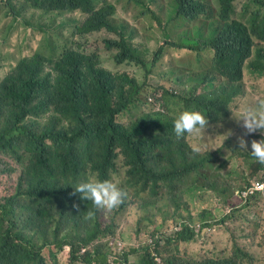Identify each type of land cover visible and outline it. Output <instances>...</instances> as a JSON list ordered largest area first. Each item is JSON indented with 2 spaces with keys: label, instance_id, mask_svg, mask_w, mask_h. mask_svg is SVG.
<instances>
[{
  "label": "trees",
  "instance_id": "1",
  "mask_svg": "<svg viewBox=\"0 0 264 264\" xmlns=\"http://www.w3.org/2000/svg\"><path fill=\"white\" fill-rule=\"evenodd\" d=\"M37 1L50 10L73 7L69 0ZM231 1L219 0L214 10L208 0H181L176 4V16L184 21L197 20L210 13L221 14L224 18L233 13ZM257 2L247 17L249 34L241 51L254 78L264 75V1ZM88 28L109 32L117 39H106L100 48L93 50L83 49L78 44L74 50L66 49L63 52L70 37ZM131 30L128 22L117 19L115 6L107 3L91 11L83 24L74 26L72 34L65 36L57 32L50 43L59 46L60 50L51 46L43 52L36 50L24 57L22 63L26 72L17 79L14 87L0 86V112L4 104L9 108L8 113L0 118V149L20 151L33 159H17L22 165L35 164L30 181L23 178L21 173L15 192L4 197L0 205V264H48L42 256L43 247L49 248L48 255L55 258L65 244L69 245V264L89 262L91 258L88 255L84 257L78 253L81 243L73 240L72 236L58 234L56 229L50 230L47 224L38 227L22 225L15 220L21 216L18 210L23 208L25 200L38 202L37 212L49 218H52V214L48 203H53L69 205L74 221L87 216L97 220V207L92 201L81 199L79 193L74 192V187L92 178L113 180L112 174L118 171V155L123 158L125 183L131 188L132 196L136 198L150 190L154 194L150 197L152 202L164 196L166 189H180L178 184L183 177L200 172L206 164H210L206 156L187 148L182 139H177L172 132L176 105L204 106V97L196 94L195 87L184 94L169 95L164 91L161 97L165 110L141 113L126 124L118 122V116L146 101L143 97L146 85L136 79L135 72H112L101 65L100 59L116 64L126 62L140 65L134 56L135 49L128 40ZM188 37L175 48H194L199 62H202V53L212 51L211 62H202L208 72L215 71L217 66L223 71L231 70L239 63L225 52L224 38L220 34L210 38L209 33L196 30ZM204 38L207 44L198 45L197 40ZM233 51V48H229V52ZM160 57L161 53H155L152 63ZM41 68L48 71L44 72ZM228 91L217 100H213L214 93H210L208 113L214 131L229 128L232 109H228L238 93L233 88ZM163 164L166 168L162 167ZM220 180L219 177L213 179ZM27 181L31 189L23 193V183ZM48 181L54 186L60 185L61 189H43L44 182ZM209 191L216 192L213 187H209ZM215 198H218V193ZM152 202H146L141 207ZM190 231L182 223L166 236L165 243L183 242L188 239ZM97 232L94 226V230L82 241L92 240ZM50 246H54L56 251ZM16 251H22L19 260ZM96 256L106 264L99 247H96ZM222 258V263L233 264L231 257ZM210 263L211 259L205 264ZM138 264L179 263L168 257H162L160 262L156 255H151L144 248Z\"/></svg>",
  "mask_w": 264,
  "mask_h": 264
},
{
  "label": "rangeland",
  "instance_id": "2",
  "mask_svg": "<svg viewBox=\"0 0 264 264\" xmlns=\"http://www.w3.org/2000/svg\"><path fill=\"white\" fill-rule=\"evenodd\" d=\"M117 3V15L119 18L126 20L132 27V34L135 43L143 47V56L148 61L147 67L136 68L135 65L129 63H112L100 59V63L106 69L114 72H135V76L140 80H146L147 84L154 87L156 84H164L165 89L169 94H176L192 82L194 86L202 88L203 83L198 81V77L202 73V62L209 64L213 57L212 51L202 53V62L197 59L196 53L187 49H174L167 47L163 52L158 62L151 66L152 56L158 46L165 44L166 41H179L180 32L179 25L184 22L182 20H171L165 23L166 15L158 14L152 19L141 18L142 6L137 0H114ZM214 7L216 0H208ZM151 3L150 0H146ZM247 0H236L235 9L238 13L241 5H244ZM154 5H159L162 9L167 6V0H153ZM0 2V57L5 55L6 49L10 48L13 53H25L23 50L30 48V43L26 44L23 37L29 36V30L25 31L21 24L12 21V17L4 16L5 10L9 4L5 6ZM153 5V4H150ZM155 7V6H151ZM10 23L12 26L9 27ZM37 23L43 26L44 32H62L65 36L68 35L69 27L73 24L66 21L65 18H57L50 20L41 18ZM195 22H190L187 25L189 30L196 27ZM42 29L38 25L34 27L32 43L36 45L41 37ZM109 34L106 32L93 33L87 36L85 46L87 49L100 48L104 38ZM83 38L81 39V41ZM30 41V40H29ZM60 50V49H58ZM48 51L44 52L47 53ZM44 72L47 69L41 68ZM147 76V77H146ZM211 76V74L209 75ZM230 81L233 87L239 90L238 97L235 98L229 110L235 114L241 107L245 105H253L257 100L264 99V75L258 78L252 77L249 70L244 65L235 67L232 71L226 72L223 75L216 74L213 81V89L216 87L226 86V82ZM154 93L153 89L147 88V94L144 93L146 101L137 106H132L123 116H118V122L122 124L128 123L131 119L141 113L153 111H161L164 109V102L161 99V94L157 96H149ZM214 93V91H213ZM156 95V94H155ZM41 99L38 98L36 102ZM9 108L4 104L3 110L0 112V118L8 113ZM174 113L179 112L177 105L174 108ZM232 114V113H231ZM230 124H236L241 127L233 116H230ZM213 126L211 134L207 130L206 135L210 139L206 140L205 149H213L220 145V138L213 137ZM27 158L32 159L28 155H22L20 151H1L0 150V201L3 202L4 197L12 195L18 183V177L23 173V178L31 179L34 173L32 166L35 164L22 165L17 159ZM162 167H165L163 164ZM166 168V167H165ZM242 170V162L240 158L231 160V168L228 175L220 181H213L214 178L208 180H199V183H204L218 191V199L208 204L205 208L203 205H194L191 202L192 193L190 191H182L181 189H166L165 195L156 199L148 206H138L136 204H126L125 208L119 212L115 208H100L97 214V224L100 228V233L95 238V244L101 248L123 249L125 251L135 250L129 255L128 262L122 264H138L144 248L151 255L157 256L161 262L162 257H168L179 264H205L209 259L210 264H227L222 263V257H230L234 255L237 243L243 246L246 251V261L244 264H264V209L252 213V219L246 220L243 213L238 212L233 217L220 222V218L228 212V202L233 195V190L227 188L230 185H237L240 182V172ZM120 180H122L120 178ZM191 186L194 189L195 184L191 181H186L183 184V189ZM224 188V189H223ZM26 189H31L30 182L23 183V193ZM43 189H61L60 185L54 186L49 181L44 182ZM145 197L144 200H148ZM141 200H139L140 202ZM38 202H24L22 209L18 210L21 216L15 222L22 225H49L50 230L56 229L58 234H68L74 239L77 237H85L94 227V219L87 216L84 219L77 221L73 220L72 211L69 205H59L48 203L52 218L46 214L40 215L37 210ZM186 220L189 224L197 226L201 224L203 229L198 234L192 235L189 240L184 242H173L166 244V237L163 234L166 230H172L173 226H177L182 220ZM214 223V225H213ZM207 225V226H203ZM155 233L161 234L158 237ZM154 234L160 242L155 249L152 244H149L148 236ZM97 240V241H96ZM53 251H56L54 246H50ZM109 251V250H108ZM42 256L48 264H69L68 256L65 247L62 251L56 253L55 258L48 255V248L42 250ZM81 264V263H77ZM243 264V263H242Z\"/></svg>",
  "mask_w": 264,
  "mask_h": 264
},
{
  "label": "clouds",
  "instance_id": "3",
  "mask_svg": "<svg viewBox=\"0 0 264 264\" xmlns=\"http://www.w3.org/2000/svg\"><path fill=\"white\" fill-rule=\"evenodd\" d=\"M141 6V18L152 19L156 17L159 19L158 14H163V17L166 15L165 23L170 22L171 20H181L177 18L176 4L181 2V0H167V6L162 9L159 5H154L153 0H150L151 3H147L146 0H137ZM235 1L232 0V9L233 13L229 16L221 17V14L210 13L209 16L203 15L197 20H189L182 22L179 27L180 32L179 41L169 42L161 44L158 46L155 53L163 52L167 47H171L177 50L187 49L195 53L194 48L187 46H182V48H175V45L178 43L181 44L183 39L189 38L188 34L191 36L196 30L206 32L210 34V38H215L219 34L224 38L225 52L227 55L234 60H239V63L235 65L231 70L223 71L220 67L217 66V69L213 72H208L204 66H201L202 73L198 77V81L203 83L202 88L199 90V86H194L192 82H189L187 86L183 89H180L179 94H184L192 90L194 87L196 89V94L204 97V106L203 107H194L189 104L177 105L179 112L177 115L172 117V132L177 139H182L185 146L191 149L196 154H201L206 156L210 164H206L200 172L193 173L189 177H183L181 182L178 184L182 191H190L192 193L191 202L194 205H203L205 208L208 204L217 200L215 195L221 189H215L216 192L212 193L209 191V187L204 183H199V180H208L210 178L221 177L225 178L231 168V160L233 158H240L242 162V170L240 172L239 178L240 182L237 185H230L227 188L233 190V195L228 202V212L220 218V222H224L226 219L233 217L234 214L241 212L246 220L252 219V213L257 212L258 210L264 209V99L257 100L253 105H245L241 107L235 114L232 112V116L236 119L238 123H241V127H238L236 124H230L227 130L214 131L213 137L220 138L221 143L218 147L213 149H205L206 144H203L206 140L210 139L209 135H206L207 130L211 134V127L213 126L209 120V101L211 100L210 93L214 91L213 100H217L224 95L229 93V89L233 88L236 90V93H239V90L231 84L230 81L226 82V86L216 87L213 89L214 76L216 74L223 75L226 72L232 71L235 67L244 65L247 67L246 61L241 56V51L244 43L246 42L249 34V26L247 17L250 12L258 4V0H247L244 5H241L240 11L237 13L235 9ZM264 1V0H263ZM5 6L9 4L8 9L5 10L4 16H11L13 22L21 24L22 28L27 31L29 30V36L23 37L25 43H30V48L25 50V53H13L10 48L6 49L5 55L0 57V86L4 88H12L16 85L17 79L25 74L26 69L25 65L22 63L24 57L30 56L34 51L40 50L44 51L45 49L50 48L51 46H56L60 49L59 46L51 44L50 41L55 37L56 32H44L43 26L37 23V20L41 18H48L50 20H55L57 18H65L66 21L73 23L68 30V35L73 33V27L80 26L84 23L86 18L90 15L91 11L99 9L101 6L112 3L115 6L116 17L121 22H127L124 19H121L117 15V3L114 0H69V3L72 4L71 9L65 10H50L44 6L43 3H40L37 0H0ZM209 2V1H208ZM219 0H216L218 3ZM210 3V2H209ZM153 4V5H150ZM211 4V3H210ZM212 5V4H211ZM155 6V7H151ZM212 7L216 8L212 5ZM190 22H195L197 25L194 29L189 30L187 25ZM38 25L41 31L40 40L36 45L32 43V36L30 34L34 33V27ZM12 26L10 23L9 27ZM103 32L97 28H88L81 32H78V35L75 37H70L68 45L66 48H63V52L66 49L74 50L78 44L82 46L83 49H87L85 46V41L87 36L93 33ZM109 34L106 39H117L115 35ZM83 40L81 41V39ZM30 40V41H29ZM129 42L134 47V56H136L141 63L140 65H135L136 68L147 67L148 61L144 58L142 51L143 47L135 43L132 32H129ZM206 38L201 41L197 40L198 45L207 44ZM79 46V47H80ZM229 48H233V52H229ZM91 50V49H87ZM93 50V49H92ZM154 53V54H155ZM153 54V55H154ZM153 57V56H152ZM160 59V58H159ZM158 59V60H159ZM158 61L152 63L151 66H154ZM211 74V76H209ZM250 74V73H249ZM251 75V74H250ZM147 77V76H146ZM136 79L140 83L146 85L144 93L147 94V88L155 90L156 93L148 94L149 96H157L155 94L168 91L165 89L164 84H156L154 87H151L147 84L146 80L140 81L137 77ZM162 87V88H161ZM169 94V93H168ZM160 95V96H161ZM171 95V94H169ZM162 99V97H161ZM175 108V107H174ZM165 110V108H164ZM229 110V109H228ZM230 120V119H229ZM212 124V125H211ZM244 133V134H243ZM1 151H5L0 149ZM122 156L118 155L116 158V163L118 171L116 174H112L113 180L104 179H88L82 182H79L74 187V192L79 193L81 199L90 200L97 207L96 213L99 214L100 208H115L117 212L123 210L126 204H136L138 206L143 205L146 202H152L150 197L153 196L150 190H147L144 193H140L134 198L132 196V190L125 183L124 170L122 167ZM120 178L122 180H120ZM186 181H191L192 184H195L194 189H191L189 186L187 189H183V184ZM224 189V188H223ZM145 197H149L148 200H144ZM139 200H141L139 202ZM153 203V202H152ZM2 202L0 201V205ZM121 205V207H119ZM1 214V208H0ZM9 218L13 220L12 215H9ZM94 226L98 229L96 236L92 240L83 242L82 239L85 237L73 238V240L81 243V247L78 250V253L81 256H89L91 259L89 262L76 261L81 264H103L102 261L96 256V247H99L101 252L104 254L106 264H120V262H128L129 255L133 252V249L130 251H125L119 249H103L100 246L95 244V238L100 233V228L98 227L97 220L94 218ZM184 223L188 228L191 229L188 239L192 235L198 234L200 230L203 229L201 224H198L195 227L194 224H189L186 220H182L173 226L172 230L164 231L165 237L168 234H171L177 230L180 225ZM214 225V223H213ZM207 226V225H203ZM94 230V227L92 231ZM91 231V232H92ZM90 232V233H91ZM159 238L162 237L161 234L155 233ZM149 244L156 247L160 240L154 234L148 236ZM97 241V240H96ZM184 242V241H183ZM65 247L67 256L69 258V245H63L62 251ZM46 247H43V249ZM49 250V248H48ZM109 250V251H108ZM125 252V253H124ZM128 253L127 256L125 254ZM15 254L19 256L18 260L22 255V251H16ZM233 259V264H244L246 261V251L243 250V246L237 243V248L235 249L234 255L230 256ZM84 259V258H83ZM155 261L158 262L156 258ZM17 260V261H18ZM125 262V263H126ZM122 264V263H121Z\"/></svg>",
  "mask_w": 264,
  "mask_h": 264
}]
</instances>
